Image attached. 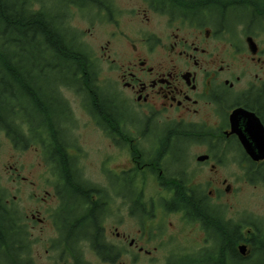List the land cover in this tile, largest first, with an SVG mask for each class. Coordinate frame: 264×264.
<instances>
[{"label":"flooded vegetation","instance_id":"obj_1","mask_svg":"<svg viewBox=\"0 0 264 264\" xmlns=\"http://www.w3.org/2000/svg\"><path fill=\"white\" fill-rule=\"evenodd\" d=\"M129 1L131 8L119 0H97L80 9L87 13L89 31L111 26L97 35L104 39L101 55L85 46L105 101L100 105L105 121L96 122L83 106L84 96L69 87L58 91L65 105H54V133L64 140L63 155L73 161L70 179L92 193L69 195L47 134L38 136L44 144L31 140L27 130L22 145L5 136L16 151L38 147L43 165L51 168L45 182L53 190L49 200L41 198L45 217L35 223L48 224L55 238L44 244L25 224L19 225L21 231L0 233V264H35L33 252L41 248L46 264H140L142 257L146 264H158L155 254L170 255L168 264H206L197 246L204 242L212 248L214 234L189 206L202 201L216 206L218 190L231 195L237 189L211 176L208 195L187 170L212 172L230 160L236 183L242 174L249 185L264 189V145L259 144L264 139V49L255 32H264V0L225 1L232 6L223 12L222 0L194 10L186 0ZM124 17L141 21L126 32ZM87 132L103 140L98 170L104 184L82 177L74 164ZM240 137L248 141V151ZM200 150L208 160L192 168L191 154ZM258 155L261 159L254 160ZM179 193L187 198H178ZM118 198L121 203L113 208ZM244 218L247 227L237 248L246 247V264H264V218L250 213ZM106 221L116 226L105 231Z\"/></svg>","mask_w":264,"mask_h":264},{"label":"trees","instance_id":"obj_2","mask_svg":"<svg viewBox=\"0 0 264 264\" xmlns=\"http://www.w3.org/2000/svg\"><path fill=\"white\" fill-rule=\"evenodd\" d=\"M94 1L97 0H0V135L12 137L15 145H20L26 130L36 143L44 144L38 136L47 134L49 148L59 156L58 175L66 178L71 196H89L92 190L85 192L80 185L76 187L72 183L73 161L63 155L64 140L54 133L52 120L57 118L54 105H65L58 91L69 87L83 95V106L86 104L96 122L103 123L106 116L101 110L100 105L105 101L96 87V75L88 61L83 34L65 21L64 10L69 6L87 10ZM186 1L189 3L185 5L194 10L210 0ZM222 1L221 7L218 4L222 12L231 8L225 2L229 0ZM261 13L264 14V9ZM194 190L191 189V194L196 201ZM126 193L129 199L134 198L130 188ZM4 198L0 190V233L21 231L22 214ZM178 198L185 199L187 195L179 193ZM189 210L191 215L202 218L206 230L214 234L211 258L216 264H246L247 259L237 252L243 237L242 224H231L219 207L205 201L189 206Z\"/></svg>","mask_w":264,"mask_h":264},{"label":"rangeland","instance_id":"obj_3","mask_svg":"<svg viewBox=\"0 0 264 264\" xmlns=\"http://www.w3.org/2000/svg\"><path fill=\"white\" fill-rule=\"evenodd\" d=\"M119 1L122 5H124V8H131L129 0ZM36 8L38 7L36 6ZM64 11H66L65 21L83 34V42L85 46L90 49L92 48L97 55H101V46L104 43V39L98 37L97 35L100 36V34L104 31L107 33L111 29V26L108 24L103 26L104 28L94 26L93 30L89 31V22L86 12L83 13L75 6H69ZM242 18H247V16L244 14ZM124 21L127 25L126 28L124 27V31L131 32L132 27H130V24L134 22L138 25L140 24L139 22L141 19H130L124 17ZM255 32L260 35L257 39L259 44L264 49V32ZM84 135V139L82 138V142H80V148L83 152L78 158L76 170L81 172L82 177L86 179L89 178L92 181H101L104 184V181L102 180L103 174L101 173V170H98L101 159L104 156V150H102L101 146L103 140L96 133L92 135V132H87ZM22 144L23 142H20V145ZM20 148L19 151L14 150L5 136L0 135V190H3L5 196L4 199L8 202L9 206L18 209L20 215L22 214L23 219L21 220V224H25L28 231H31L33 234L32 236L35 238L38 239L40 236L41 242L45 244L51 239V237L53 240L55 235L51 232L52 229L48 224L42 225L35 222L45 217L42 212L45 209L42 205L44 201H41V198L50 199L48 198V193L52 192L53 188L50 185L47 186L45 181L48 176L47 170H50L51 172V168L49 165H43L38 147V149L30 148L29 151H23L21 146ZM201 153L202 151L200 150L197 152V155L193 156L192 152L190 158L192 168L199 167L196 162V156L201 155ZM224 163L225 165L222 164L221 169L212 172L210 170H202V168L199 171L193 169L187 171L190 178L192 177L191 172L195 174L191 179L192 183L195 185H201L203 189L206 190L205 192H208V195L209 191L212 189L211 186L207 185L211 181V176H213L214 179H225L229 184H233L232 186L237 189L236 194L233 193L231 195H227L223 188L222 190L217 189L219 185L215 180H213L216 186L215 191L218 190L217 193H219L221 197L212 204L220 207V209L225 213L224 216L226 220L236 223L242 220V218L247 216L249 213L254 214L257 218H264V189L261 186H257L255 188L249 185L248 182L242 179V174H239L238 183H236L233 178L234 170H231V161H224ZM55 180L57 181V178ZM146 193L150 194L152 191L149 189ZM119 201L121 203L120 198L114 202L113 208L119 205ZM32 216H34V219L31 218ZM171 221L174 222V220ZM113 225L116 226L112 221H106L104 223L105 231H108ZM184 237L187 238L185 234ZM209 244L210 243L203 242L202 245H198V251L211 253L213 243L212 248ZM200 248H204V250ZM44 251L45 248H41L36 252H33L35 264H46L44 262L46 259ZM48 255L52 254L49 253ZM155 255H157L156 259L158 264H168L167 261L170 258V255ZM198 257L200 260L205 259V254ZM204 263L207 264V262ZM140 264H146V259L142 257L140 259Z\"/></svg>","mask_w":264,"mask_h":264},{"label":"water","instance_id":"obj_4","mask_svg":"<svg viewBox=\"0 0 264 264\" xmlns=\"http://www.w3.org/2000/svg\"><path fill=\"white\" fill-rule=\"evenodd\" d=\"M240 143L243 145V147L246 149V151H248L249 150V143H248V141L247 140H245L244 138H242V137H240ZM259 144H261V145H264V139L263 140H261V142L259 143ZM208 158L206 157V156H201V157H198L197 158V160L198 161H200V162H203V161H205V160H207ZM254 160H256V161H258V160H260L261 158L259 157V155L256 157V158H253ZM239 251L242 253V254H244V252H245V248L244 247H242V248H240L239 249Z\"/></svg>","mask_w":264,"mask_h":264}]
</instances>
